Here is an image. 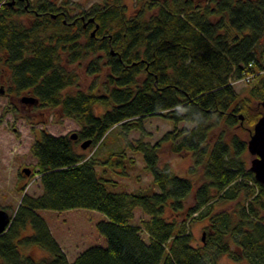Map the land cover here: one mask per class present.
Returning a JSON list of instances; mask_svg holds the SVG:
<instances>
[{"label":"trees","instance_id":"16d2710c","mask_svg":"<svg viewBox=\"0 0 264 264\" xmlns=\"http://www.w3.org/2000/svg\"><path fill=\"white\" fill-rule=\"evenodd\" d=\"M69 11L68 0H0V73L9 71V91L30 92L38 106L58 107L80 125L76 138L44 127L35 137L43 191H24L16 208L4 207L12 220L0 233V264H220L222 254L264 264V184L246 160L247 139L234 130L263 112L264 0H143L135 14L124 0H100ZM83 59L87 73L104 72L89 89L71 67ZM249 76L243 95L234 83ZM155 114L174 128L154 143L127 142L143 152L159 190H111L116 180L96 167L127 174L134 160L126 148L106 158L95 150L116 127L125 136L146 133L145 119ZM168 141L203 168L199 184L161 164ZM138 206L149 217L134 223ZM78 207L105 214L96 226L107 243L71 259L40 211ZM201 219L206 234L196 244L191 226ZM31 246L47 254L36 257L25 250Z\"/></svg>","mask_w":264,"mask_h":264},{"label":"rangeland","instance_id":"374dc122","mask_svg":"<svg viewBox=\"0 0 264 264\" xmlns=\"http://www.w3.org/2000/svg\"><path fill=\"white\" fill-rule=\"evenodd\" d=\"M96 1L100 0H68L69 12L74 15L82 10H88L90 5ZM124 1L130 14L139 12L143 2V0ZM57 2L60 4L62 0H57ZM25 20L27 22L28 18L25 17ZM87 62V59H83L71 65L78 72L79 84L84 89H89L96 80L100 82L104 78V72L99 73V77L87 73ZM9 77V71L4 70L0 73V86L3 85L7 91L0 93V207L9 206L8 209L11 211L19 204L24 191L33 194H40L43 191L39 174L35 169L37 158L31 151V145L35 137L40 134L41 128L44 127L55 134H65L77 132L80 125L74 119L64 116L58 107L24 106L19 99L26 92L17 94L9 91ZM250 78L251 76L246 80L241 79L234 83L236 89L243 95L248 94V88L251 84ZM71 88L75 89V87ZM26 94L31 95V93ZM185 124L190 125L192 123L181 121L177 126L181 127ZM174 125L175 123L171 119L155 114L145 119L146 133L144 134L140 130H131L126 137L120 128H114L109 133L105 144L96 149L94 155L106 158L111 151L126 148L128 156H131L134 161L127 160V174H123L121 170H115L114 167L107 164L98 165L96 168L99 175L116 180L115 184L108 183V187L115 191L126 190L142 193H152L159 190L158 185L153 180V174L145 167L143 152L132 150L127 138L136 140V138L142 137L146 141L154 143L167 130L173 129ZM247 129L237 127L234 130L243 138L249 139L254 130V125ZM215 131H218V128ZM253 156L247 150L245 157L249 165ZM160 158L161 164L169 162L176 172L191 177L196 184L204 179L203 168L195 165L192 153L174 152L171 149L170 141L163 143L160 149ZM24 167L30 168L31 173L23 172ZM4 209L7 210V208ZM40 212L50 221L55 237L59 239L69 258L76 257L81 250L88 246L107 243L106 237L98 231L96 226L100 219L106 217L99 210L78 207L62 211L41 209ZM142 217L148 218L149 215L138 206L135 208L133 222L139 223ZM206 224L207 219L192 222L191 227L196 244L202 243V237L206 234ZM25 250L36 257L47 254L46 250L39 246L27 247ZM219 263L244 264L232 259L228 254H222Z\"/></svg>","mask_w":264,"mask_h":264},{"label":"water","instance_id":"95a60500","mask_svg":"<svg viewBox=\"0 0 264 264\" xmlns=\"http://www.w3.org/2000/svg\"><path fill=\"white\" fill-rule=\"evenodd\" d=\"M94 17H90L88 21H94ZM98 23H96L95 28L92 30V34L94 35L96 28L98 27ZM0 93H4L3 86L0 87ZM24 101L35 103L38 101V98L34 95L24 96ZM261 104L263 106V112L258 118V120L254 124V130L251 133L249 139H247V150L249 153L254 155L250 161V169L254 172L256 179L264 184V96L261 100ZM241 120H243L244 116L241 113L239 115ZM71 137L76 138L77 132L71 133ZM90 140H85L81 143L83 147L88 146ZM26 174L31 173V169L28 167H24L22 169ZM12 220L11 214L8 210L0 207V233L5 231L10 225ZM205 236L203 235L202 239L204 240Z\"/></svg>","mask_w":264,"mask_h":264},{"label":"flooded vegetation","instance_id":"af4514ba","mask_svg":"<svg viewBox=\"0 0 264 264\" xmlns=\"http://www.w3.org/2000/svg\"><path fill=\"white\" fill-rule=\"evenodd\" d=\"M12 3H14L16 0H10ZM1 86H3V85H1ZM0 86V87H1ZM4 88V87H3ZM6 89L4 88V92H7V91H5ZM26 93H30V92H26ZM26 93H24L25 95H22L21 97H20V99H19V101H20V103H22L24 106L25 105H29V106H31L32 107V105H34V106H38L39 105V99H38V101L37 102H35V103H30V102H27V101H24L23 100V97L24 96H29L28 94H26ZM31 95H33V94H31ZM23 106V107H24Z\"/></svg>","mask_w":264,"mask_h":264},{"label":"crops","instance_id":"0c3cea01","mask_svg":"<svg viewBox=\"0 0 264 264\" xmlns=\"http://www.w3.org/2000/svg\"><path fill=\"white\" fill-rule=\"evenodd\" d=\"M9 205V204H8ZM47 221H48V223H49V226H50V228H51V230L53 231V228H52V226H51V223H50V221L47 219ZM53 233H54V231H53ZM55 234V233H54ZM58 239V238H57ZM58 241H59V239H58ZM60 242V241H59ZM60 244H61V242H60ZM62 245V244H61ZM63 246V245H62ZM75 257H72L71 259H74Z\"/></svg>","mask_w":264,"mask_h":264}]
</instances>
